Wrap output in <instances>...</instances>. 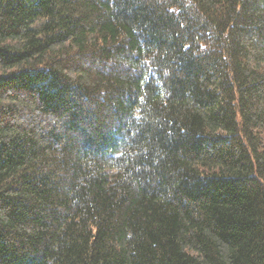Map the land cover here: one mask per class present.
<instances>
[{"label":"trees","instance_id":"16d2710c","mask_svg":"<svg viewBox=\"0 0 264 264\" xmlns=\"http://www.w3.org/2000/svg\"><path fill=\"white\" fill-rule=\"evenodd\" d=\"M0 264H264V0H0Z\"/></svg>","mask_w":264,"mask_h":264}]
</instances>
